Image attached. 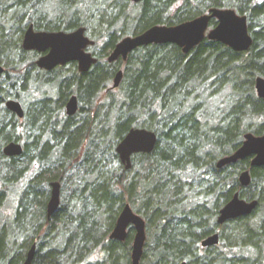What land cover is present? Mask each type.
<instances>
[{"label": "trees", "instance_id": "trees-1", "mask_svg": "<svg viewBox=\"0 0 264 264\" xmlns=\"http://www.w3.org/2000/svg\"><path fill=\"white\" fill-rule=\"evenodd\" d=\"M59 1L51 16L48 0H0V208L9 193L16 199L12 217H0V264H23L32 245V264H130L133 229L123 243L109 240L126 204L145 220L140 264H264V167L246 159L215 168L244 134L264 135V100L254 90L255 79L264 78V0ZM98 3L108 4L96 9ZM211 8L246 17L253 41L247 52L205 39L186 55L175 45H151L107 63L124 37L177 26ZM127 19L132 27L117 30L114 22ZM29 25L36 32L85 28L97 63L86 74L75 63L37 69V54L21 48ZM120 70L121 84L111 90ZM28 86L56 87L57 97L22 107L18 119L4 103L25 105L19 93ZM69 96L79 105L71 118L63 111ZM132 128L154 132L157 144L151 154L133 156L129 176L115 148ZM11 142L22 146L21 156L3 155ZM245 170L251 183L242 188ZM52 182L60 184L61 200L47 219ZM235 193L258 201L256 211L217 227L218 211ZM213 233L219 244L201 248Z\"/></svg>", "mask_w": 264, "mask_h": 264}, {"label": "water", "instance_id": "water-1", "mask_svg": "<svg viewBox=\"0 0 264 264\" xmlns=\"http://www.w3.org/2000/svg\"><path fill=\"white\" fill-rule=\"evenodd\" d=\"M143 0H131L138 4ZM216 21V25L210 28V22ZM217 42L234 53H245L252 46V38L249 35L247 19L238 15L232 9L211 8L205 14L179 24L177 26H152L136 36L121 39L107 57L108 64L121 60L125 62L129 54L136 49L151 45H175L183 54H188L203 40ZM94 42L86 36L85 28H78L72 32H35L29 25L22 38L21 48L25 52H35L41 56L35 61L37 69L51 72L58 67L75 63L80 74H86L97 59L87 51L93 47ZM5 69L0 66V76ZM122 81V71H118L113 80L111 90L118 89ZM254 90L257 98L264 100V78L257 77L254 81ZM6 111L22 119L24 110L16 100H8L4 103ZM77 98L71 96L65 105V115L73 117L78 112ZM157 144V136L154 132L132 128L124 138L117 144L115 153L126 171L132 168V158L135 155L151 154ZM23 148L20 144L11 142L6 144L2 153L5 157L15 158L22 155ZM249 160L251 168L264 167V135L255 136L246 133L239 148L226 155L215 163V168L220 170L224 167L234 165L239 161ZM238 183L242 188L249 187L251 183L248 170L241 172ZM50 196L46 205V218L50 219L60 206V184L52 182L49 185ZM258 201L246 202L235 193L232 198L218 211L216 226L220 227L228 221L250 216L256 211ZM134 231L130 264H140L143 248L146 241L145 221L133 212L129 204L123 206L115 225L109 235L110 241L125 242L127 231ZM219 244V234L213 233L200 242L203 249L216 247ZM35 255V245H32L26 254L23 264H32Z\"/></svg>", "mask_w": 264, "mask_h": 264}, {"label": "rangeland", "instance_id": "rangeland-1", "mask_svg": "<svg viewBox=\"0 0 264 264\" xmlns=\"http://www.w3.org/2000/svg\"><path fill=\"white\" fill-rule=\"evenodd\" d=\"M98 1H100V0H98ZM59 5H60V1L59 0H48V2L46 3V7H47L49 13L50 12L52 13L51 16H54L53 13H58L59 12V10H56V9L59 8ZM106 5H101V3H98V5H96L95 7H97L96 9H99L100 7L104 9V8H106ZM137 11H138L137 7H134V9L133 8H129V13L131 14L130 18H133ZM101 22L102 23L105 22V19H103ZM114 23L117 24V30L123 29L124 32H127V30L132 27L131 19H127V21L125 23H123L122 21H118V22L116 21ZM122 23H123V25H122ZM99 25H101L100 22H99ZM93 27L95 29H103V27H99V26H96V25H93ZM126 37H129V36H126ZM100 43H101V41L99 42V44ZM28 53H32V52H28ZM38 58H39V55L37 54V57L35 58V61ZM69 69H70V67H66L64 72H68ZM62 74H64V73L62 72ZM57 75H59V74L53 75V78L56 77ZM33 88L34 87L28 86V88H26V90H25V93H23L22 91H20V93H19V95H21V98L23 99V101L25 103V105L20 103L24 109H27V107L31 103H33V101H35L37 99L38 100H42V99L45 98V99H51V100H53L55 102V99L57 97L56 96V93H57L56 87H55V89L47 87L45 89H42V91H39L36 88L35 89H33ZM132 171L133 170H131V173H129V176L133 175ZM7 197L8 198L5 201L4 206L2 208H0V217L2 219H6V218H9V217H12L13 212H14V208H15V204H16V202H15L16 199L14 197V194H12V192L9 193V196H7ZM60 200H61V195H60ZM133 212L136 213L137 215H139L144 220V218L140 214H138L137 211L133 210Z\"/></svg>", "mask_w": 264, "mask_h": 264}, {"label": "flooded vegetation", "instance_id": "flooded-vegetation-1", "mask_svg": "<svg viewBox=\"0 0 264 264\" xmlns=\"http://www.w3.org/2000/svg\"><path fill=\"white\" fill-rule=\"evenodd\" d=\"M36 32V31H35ZM32 53H35V52H32ZM35 54H37V53H35ZM39 55V57L41 56L40 54H38ZM65 67V66H64ZM42 71V70H41ZM43 72H45V71H43ZM52 72V71H51ZM46 73H50V72H46ZM71 96H69L68 97V99H67V101L69 100V98H70ZM67 101L64 103V107H63V111H64V114H65V105H66V103H67ZM66 116V115H65ZM67 117V116H66ZM68 118H71V117H68Z\"/></svg>", "mask_w": 264, "mask_h": 264}]
</instances>
